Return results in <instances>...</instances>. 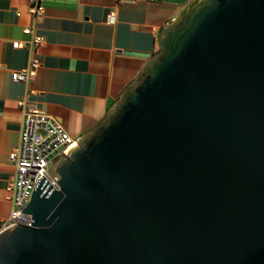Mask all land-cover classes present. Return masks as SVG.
<instances>
[{
  "label": "water",
  "instance_id": "1",
  "mask_svg": "<svg viewBox=\"0 0 264 264\" xmlns=\"http://www.w3.org/2000/svg\"><path fill=\"white\" fill-rule=\"evenodd\" d=\"M0 231V264H264V0H188Z\"/></svg>",
  "mask_w": 264,
  "mask_h": 264
},
{
  "label": "crops",
  "instance_id": "2",
  "mask_svg": "<svg viewBox=\"0 0 264 264\" xmlns=\"http://www.w3.org/2000/svg\"><path fill=\"white\" fill-rule=\"evenodd\" d=\"M187 1L42 0L36 16L31 0H0V231L14 207L7 185L23 119L18 100L79 138L159 50L162 28ZM36 35L43 38L37 47ZM33 58L40 62L33 80H16L13 72Z\"/></svg>",
  "mask_w": 264,
  "mask_h": 264
},
{
  "label": "built area",
  "instance_id": "3",
  "mask_svg": "<svg viewBox=\"0 0 264 264\" xmlns=\"http://www.w3.org/2000/svg\"><path fill=\"white\" fill-rule=\"evenodd\" d=\"M31 11L36 16L42 15V0H31ZM111 16H114V10ZM26 31L30 32V28ZM42 42V36L36 35L32 44L37 47ZM15 45L23 44L17 41ZM39 65V60L33 58L27 68L13 72V76L19 81H31ZM18 105L22 109L23 119L18 143L9 153V161L15 172L7 185L14 207L2 229L13 222L29 223V215L21 211L30 201L38 180L43 176L53 188H58L56 181L59 176L52 169V160L78 139L72 137L55 118L41 112L25 99L20 98Z\"/></svg>",
  "mask_w": 264,
  "mask_h": 264
}]
</instances>
